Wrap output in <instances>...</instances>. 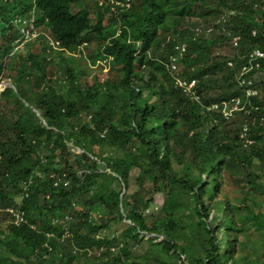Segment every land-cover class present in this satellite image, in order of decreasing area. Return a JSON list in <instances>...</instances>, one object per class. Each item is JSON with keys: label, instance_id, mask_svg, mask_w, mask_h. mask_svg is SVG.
<instances>
[{"label": "trees", "instance_id": "16d2710c", "mask_svg": "<svg viewBox=\"0 0 264 264\" xmlns=\"http://www.w3.org/2000/svg\"><path fill=\"white\" fill-rule=\"evenodd\" d=\"M81 1L0 0V80L12 81L0 88V208L28 221L0 210V264H264V59L238 85L264 51V0H98L94 15L74 11ZM31 17L69 53L86 42L93 65L112 57L113 77L82 88L80 58L48 53L44 37L40 53L42 37L16 49L17 20ZM175 77L194 80L199 101ZM235 98L245 108L225 118ZM108 144L121 155L103 157ZM225 185L240 195L220 197ZM185 230L196 248L178 241Z\"/></svg>", "mask_w": 264, "mask_h": 264}, {"label": "rangeland", "instance_id": "374dc122", "mask_svg": "<svg viewBox=\"0 0 264 264\" xmlns=\"http://www.w3.org/2000/svg\"><path fill=\"white\" fill-rule=\"evenodd\" d=\"M96 3L97 0H83L80 3H77L74 5V11H79V10H83V9H87L89 10L93 15L95 13L96 10ZM39 31L41 32L42 35H40L42 38L39 41H35L33 43L32 46V51L35 53H40L41 52V47H42V41H43V37L46 38L47 36H50L49 33V29L44 26V27H40ZM94 35H89L87 37V39H94ZM20 47H22L20 45ZM28 49V48H27ZM26 49L25 52H27L28 50ZM89 51V49H87V52ZM93 54V52H91ZM23 55H26V53H24ZM55 56V55H54ZM54 58L59 59V56H55ZM79 65H80V69L83 71L84 75L81 79V81H79L80 85L83 87H87L90 86L94 83L95 80L98 79V82H104L106 79L112 78L113 77V73L114 72H109L106 74V69L101 67V65L97 63H95V65H93V63H91V60L89 59V56L87 55V58H84L82 56V58H80L79 60H76ZM20 63L19 62L17 65L20 67ZM70 64V63H69ZM55 68H50L48 69V71L50 72V75H53V77L59 76L61 77V75L65 72V68H66V64H61L60 66H54ZM59 70V72H58ZM17 71H18V67L15 71V76H17ZM24 81V80H23ZM12 84L11 78L8 77H4L2 80H0V88L1 90H3L4 88L10 87L9 85ZM74 92L71 93L72 96H74ZM113 155H121L120 150L118 149V147H115L113 145H107L106 148H103L102 151V156L103 157H108V156H113ZM101 170V168H100ZM136 171L132 172V177H131V181H130V185H134L135 184V180H136ZM134 188V186H133ZM223 194H226L229 198H233V197H237L240 195L239 190H237L235 187L230 186V185H225L223 187V192L220 194V197H222ZM155 201L157 204H161L162 202V197L160 195H156L155 197ZM113 228H108L106 230L103 231V236L107 237L110 233H112ZM178 233V232H177ZM180 233V232H179ZM185 233L187 234V240L184 239H179L178 241L183 244V245H190L191 247L196 248V243H197V238L199 237L198 234H195L194 232L190 231V230H185ZM149 247L148 245L145 243L143 245L140 246V248H138L139 253H145V252H149ZM81 264H94L92 260H82Z\"/></svg>", "mask_w": 264, "mask_h": 264}, {"label": "built area", "instance_id": "2783aa9c", "mask_svg": "<svg viewBox=\"0 0 264 264\" xmlns=\"http://www.w3.org/2000/svg\"><path fill=\"white\" fill-rule=\"evenodd\" d=\"M109 3H110L112 10H114L116 8V6H120L121 8L130 6V0H126L125 2H122L120 0H110ZM102 4H103V2H100V5H102ZM24 22H26V21H24ZM33 30H34V27L32 25H30L29 29H22V32L24 33V42H28L33 37H35V33L33 32ZM199 33H200V29H197V33L195 36H197ZM117 35H119V34L117 33ZM237 43H238V37H234L233 38L234 46H237ZM22 45H23V43H22ZM185 49H186L185 45H182L181 49H179L177 56H175V57L182 58L183 53L185 52ZM263 59H264V51H262L260 49H255L248 55L247 63L242 67L241 74H240V77L238 80V85L240 87H243L246 84H251V82H252L251 80L253 78V75L250 77L248 75L252 72V70H254L260 66V61ZM174 60L169 64L170 65L169 72L171 74H173V72L178 69ZM104 63H106V62L104 61ZM230 65H231V63H230ZM174 79H175V85L177 87L181 88L182 91L186 95L190 96L191 98L195 99L196 101H199V98L195 94V91H194V87L196 85L194 80H192L191 82H187V81H184V80L177 78V77H175ZM244 90H245L247 98H249L250 96H252L256 93L255 91H253L252 89H249V88L244 89ZM221 105L223 106L221 112L223 113L225 118H229L233 115V113L235 111L242 110L243 108H245V105H242V101L240 98H235V99H232L231 101H228V102L227 101L222 102ZM218 106L219 105L213 104L210 107V109H218ZM262 120L264 121V118ZM246 130L247 129L244 128V133H242L241 137H244L246 135V132H245ZM252 143H253V141L251 139L245 140V145H248V144L250 145ZM27 186L28 185L26 184V186L23 188L24 191H26ZM0 210H4L6 213H9L11 215L12 223L15 226L20 227V226L28 224L25 211H23L21 209H15L13 207H6L4 209L0 208ZM31 228L34 229V226H31Z\"/></svg>", "mask_w": 264, "mask_h": 264}, {"label": "clouds", "instance_id": "9594fccd", "mask_svg": "<svg viewBox=\"0 0 264 264\" xmlns=\"http://www.w3.org/2000/svg\"><path fill=\"white\" fill-rule=\"evenodd\" d=\"M97 2H99L98 4L100 5V2H102V1H98L97 0ZM102 5H100V6H102ZM27 20L28 21L22 20V19L19 18L17 20V22H18V25H19V22H23V21L29 22L28 25H27V27H22L21 28V32H22V29H29L30 25H32L34 27L33 32L35 33V37H33L30 41H28V42H31V41L36 40L39 37H41L40 35H42V34L39 31V28L36 27L35 18L34 17H31L30 19H27ZM46 39L49 42V46H50V48L47 49V52L48 53H50L52 50H55V51H63V52H65V54L72 55V56H75L77 58H82V56L84 58H87L86 54L81 53V51H83V50L86 51V46H87V43L86 42H84L83 44H81L79 46V48L75 52L69 53L65 48L61 47V45H60V43L58 41L50 38V36H47ZM20 40H21V42H20ZM17 42H18V46L16 47V49L25 48V45L28 43V42H24V37L22 39L21 38L20 39H17ZM22 43H23V45H22ZM20 45L22 47H20ZM104 61L106 63H104ZM112 61H113V58L112 57H109V58H105L103 60H99L97 62H98L99 65H103L101 67L105 68L107 70L106 72H108L109 71V65L112 63Z\"/></svg>", "mask_w": 264, "mask_h": 264}, {"label": "water", "instance_id": "95a60500", "mask_svg": "<svg viewBox=\"0 0 264 264\" xmlns=\"http://www.w3.org/2000/svg\"><path fill=\"white\" fill-rule=\"evenodd\" d=\"M10 87H12V84H10L9 85ZM37 115H39L40 116V114L39 113H37ZM40 118H41V116H40ZM41 120H42V118H41ZM123 193H124V191H123ZM122 196V195H121ZM152 237H154V235L152 236ZM163 238V237H162Z\"/></svg>", "mask_w": 264, "mask_h": 264}]
</instances>
